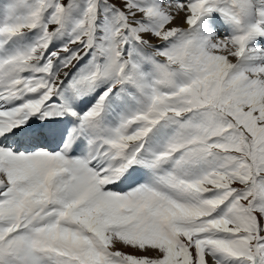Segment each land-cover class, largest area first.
<instances>
[{"label": "snow or ice", "instance_id": "snow-or-ice-1", "mask_svg": "<svg viewBox=\"0 0 264 264\" xmlns=\"http://www.w3.org/2000/svg\"><path fill=\"white\" fill-rule=\"evenodd\" d=\"M0 264H264V0H0Z\"/></svg>", "mask_w": 264, "mask_h": 264}]
</instances>
